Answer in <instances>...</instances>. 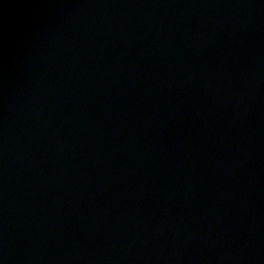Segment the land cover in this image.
Listing matches in <instances>:
<instances>
[{
  "label": "water",
  "instance_id": "water-1",
  "mask_svg": "<svg viewBox=\"0 0 264 264\" xmlns=\"http://www.w3.org/2000/svg\"><path fill=\"white\" fill-rule=\"evenodd\" d=\"M0 264H264V0H0Z\"/></svg>",
  "mask_w": 264,
  "mask_h": 264
}]
</instances>
